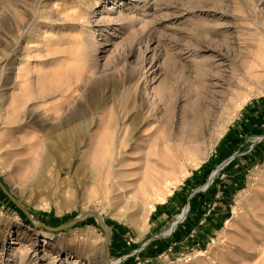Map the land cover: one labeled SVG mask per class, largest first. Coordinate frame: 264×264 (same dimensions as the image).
<instances>
[{"label":"rangeland","instance_id":"rangeland-1","mask_svg":"<svg viewBox=\"0 0 264 264\" xmlns=\"http://www.w3.org/2000/svg\"><path fill=\"white\" fill-rule=\"evenodd\" d=\"M98 255L264 264V0H0V264Z\"/></svg>","mask_w":264,"mask_h":264},{"label":"bare ground","instance_id":"bare-ground-1","mask_svg":"<svg viewBox=\"0 0 264 264\" xmlns=\"http://www.w3.org/2000/svg\"><path fill=\"white\" fill-rule=\"evenodd\" d=\"M12 111V110H11ZM10 112V111H9ZM17 112H19L18 110H17ZM16 114H19V113H16ZM15 116V115H14ZM17 118H18V116H17ZM11 122V121H10ZM19 121H17V123H18ZM16 123V122H15ZM16 125H19V124H16ZM21 125V124H20ZM19 125V126H20ZM4 127V126H3ZM132 128H133V126H132ZM136 129V128H135ZM70 130H74L75 132H78V130H79V128L78 127H75V124L74 123H72V121H67V122H65L63 125H61V126H54V127H52L51 129H50V131L48 132L49 133V137H51L52 139H60V140H62V139H68L69 137H68V133H69V131ZM131 130V129H130ZM72 132V131H71ZM155 136V134L153 133L152 135H150V138L152 139L153 137ZM155 138V137H154ZM123 139V138H122ZM127 140V139H126ZM149 140V139H148ZM152 140H154V139H152ZM152 140H151V142H152ZM122 141V140H121ZM146 141V140H145ZM121 143V142H120ZM119 144V143H118ZM122 144H123V142H122ZM122 144H119L120 145V147H121V145ZM126 144H127V142H126ZM130 144V143H129ZM125 146V145H124ZM120 147H119V150L117 151V154H118V158L116 159V158H112L111 160H109L108 162H107V172L105 173V178H104V180H105V182H106V184H107V186L110 188V189H112V190H115V188L116 187H118V188H122L123 186H124V184L123 183H121V181L119 180V178L121 177V175L123 174V173H125L126 171H122L121 170V167L124 165V162H125V159L123 158V156L121 155L122 154V152L123 151H121L120 150ZM150 147V146H149ZM147 151H149V150H147ZM146 151V152H147ZM108 152V151H107ZM116 152V151H115ZM52 153V152H51ZM114 154V153H113ZM148 154V153H147ZM114 156H115V154H114ZM125 156V155H124ZM146 156V155H145ZM149 156H150V153H149ZM148 156V157H149ZM112 157H113V155H112ZM147 157V156H146ZM146 157H145V162H147L148 160H146ZM147 157V158H148ZM138 163V162H137ZM150 163V162H149ZM43 166V165H42ZM125 168V167H124ZM143 169V168H142ZM42 174V173H41ZM101 175V174H100ZM131 176V175H130ZM136 178V177H135ZM134 178V179H135ZM128 180V179H127ZM40 181H41V179H40ZM39 181V182H40ZM38 182V183H39ZM134 182V181H133ZM124 183H126V182H124ZM134 183H136V182H134ZM133 183V184H134ZM126 185H127V183H126ZM90 262V261H89ZM103 258H102V256H100V255H98L97 257H93V259H92V261L90 262L91 264H103Z\"/></svg>","mask_w":264,"mask_h":264}]
</instances>
